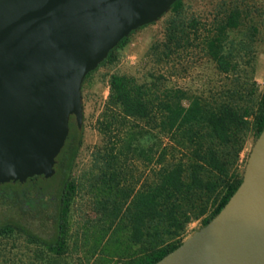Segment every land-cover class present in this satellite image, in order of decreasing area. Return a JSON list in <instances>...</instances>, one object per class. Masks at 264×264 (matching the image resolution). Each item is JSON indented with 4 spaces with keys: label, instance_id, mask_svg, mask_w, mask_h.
I'll use <instances>...</instances> for the list:
<instances>
[{
    "label": "rangeland",
    "instance_id": "374dc122",
    "mask_svg": "<svg viewBox=\"0 0 264 264\" xmlns=\"http://www.w3.org/2000/svg\"><path fill=\"white\" fill-rule=\"evenodd\" d=\"M181 2L176 14L168 9L156 20L133 30L126 43L115 50L113 60L97 66L81 83V134L68 174L75 189L68 207L65 253L52 255L43 247L27 243L23 235L13 233L0 237V264H133L152 249L181 242L202 226L203 217L215 205V196L224 191L225 185L220 183L214 194L197 192L190 196L184 207H190L193 213L202 204L206 212L191 217L177 234H164V224L151 222L147 227L155 237L146 236L139 242L130 238L131 196L122 201L115 195L117 188L131 195L151 182L160 166L178 162L186 174L192 155L177 132L160 126L158 113L152 119H123L116 137H103L97 129V119L106 106L112 73L132 76L136 82L150 86L159 98L178 93L185 105L198 97L207 106L228 102L240 112L246 111L244 124L232 143L222 145L206 137L218 154L228 159V181L241 176L256 137L254 120L264 93V0ZM231 10L238 11L239 24L222 29ZM171 18L178 29H184L187 38L165 54L163 44ZM215 35L220 36V51L231 65L227 71H220L206 52V38ZM107 151L116 155L113 165L118 171L111 181V194L102 182V171L108 169L109 163ZM206 174L202 172L204 177ZM209 177L218 181L220 178L212 172ZM56 182L54 176L44 183L55 186ZM3 216L0 212V220Z\"/></svg>",
    "mask_w": 264,
    "mask_h": 264
},
{
    "label": "water",
    "instance_id": "95a60500",
    "mask_svg": "<svg viewBox=\"0 0 264 264\" xmlns=\"http://www.w3.org/2000/svg\"><path fill=\"white\" fill-rule=\"evenodd\" d=\"M176 0H0V184L54 173L80 87ZM152 264H264V125L219 211Z\"/></svg>",
    "mask_w": 264,
    "mask_h": 264
},
{
    "label": "trees",
    "instance_id": "16d2710c",
    "mask_svg": "<svg viewBox=\"0 0 264 264\" xmlns=\"http://www.w3.org/2000/svg\"><path fill=\"white\" fill-rule=\"evenodd\" d=\"M181 1L176 0L169 7L173 14L179 11ZM238 24V11L231 10L224 19L222 29L236 27ZM193 25L192 21L191 26ZM183 30L178 29L172 18L168 19L164 53L186 40ZM219 37L215 35L206 38L205 48L217 68L227 71L231 65L220 51ZM126 41L127 37L121 38L98 66L113 60L115 50ZM108 86L106 106L97 119V129L104 138L116 137L123 119H152L158 113L160 126L177 132L181 137L180 141L190 148L192 155L186 174L183 173L182 163L178 162L171 166H160L154 172L152 181L131 195L123 188H117L115 195L122 198V201L131 196L128 206L130 238L139 242L146 236L153 237L154 234L147 227L151 222L164 224L161 229L164 234H177L191 217L206 212V206L200 204L197 212L190 213L191 208L184 207L185 201L197 192L214 194L219 184L223 183L225 189L220 196H215V205L202 219L204 225L219 211L241 180V176L237 175L228 181V159L220 156L211 139L207 140L206 137H212L222 145L232 143L244 124L246 111L242 113L228 102H220L214 107L207 106L198 97L192 98L185 105L181 103L178 93L164 94L159 98L150 86L138 83L132 76L125 74H110ZM254 124L257 136L264 125V93L259 100ZM202 127L206 128L205 131H202ZM80 134L81 129L70 117L68 133L55 157L52 176L44 178L42 175H34L24 182L0 184V212L4 215L0 220V237L17 233L23 235L27 243L43 247L52 255L60 256L65 253L68 207L75 189L68 174L80 144ZM123 144L126 148L125 143ZM123 151L124 149L119 150ZM106 154L109 163L108 169L102 171V182L107 186L108 194H111V181L116 179L118 171L113 165L116 155L111 156L112 151H107ZM203 171L207 173L205 177L202 175ZM211 172L220 177L219 181L209 177ZM54 176L57 180L55 186L44 183ZM117 182L115 181V187ZM179 243L152 249L133 264H152Z\"/></svg>",
    "mask_w": 264,
    "mask_h": 264
}]
</instances>
